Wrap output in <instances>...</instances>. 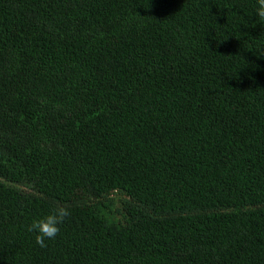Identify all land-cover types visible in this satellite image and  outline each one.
I'll list each match as a JSON object with an SVG mask.
<instances>
[{"label":"trees","instance_id":"1","mask_svg":"<svg viewBox=\"0 0 264 264\" xmlns=\"http://www.w3.org/2000/svg\"><path fill=\"white\" fill-rule=\"evenodd\" d=\"M255 4L0 0V264H264Z\"/></svg>","mask_w":264,"mask_h":264},{"label":"clouds","instance_id":"2","mask_svg":"<svg viewBox=\"0 0 264 264\" xmlns=\"http://www.w3.org/2000/svg\"><path fill=\"white\" fill-rule=\"evenodd\" d=\"M254 16L258 22L264 26V0H256ZM69 206L56 204L46 215L33 220L29 230L36 234V243L41 247L46 246V240L55 238L61 230V225L65 218L70 215Z\"/></svg>","mask_w":264,"mask_h":264}]
</instances>
